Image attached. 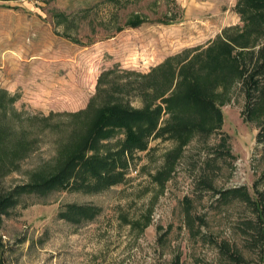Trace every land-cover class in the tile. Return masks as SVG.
Here are the masks:
<instances>
[{
	"label": "rangeland",
	"instance_id": "1",
	"mask_svg": "<svg viewBox=\"0 0 264 264\" xmlns=\"http://www.w3.org/2000/svg\"><path fill=\"white\" fill-rule=\"evenodd\" d=\"M235 2L0 0V88L16 95L4 114L0 109V127L10 131L0 141V187L55 164L68 132L67 113L86 105L103 70L115 65L145 72L167 55L205 44L225 26L242 23ZM134 15L140 23L124 25ZM219 90L221 132L206 141L191 135L181 145L153 136L133 153L121 182L95 192L22 194L1 218L0 264H170L176 254L182 264H226L211 237L258 264L257 247L244 243L251 236L238 229L254 218L251 205L220 190L264 191V146L255 138L263 111L245 118L238 86ZM48 112L54 114L46 118ZM221 135L229 156L219 154ZM178 145L168 173L166 155ZM201 177L211 178L213 188L203 187ZM68 201L101 209L94 219L73 223L57 216Z\"/></svg>",
	"mask_w": 264,
	"mask_h": 264
},
{
	"label": "trees",
	"instance_id": "2",
	"mask_svg": "<svg viewBox=\"0 0 264 264\" xmlns=\"http://www.w3.org/2000/svg\"><path fill=\"white\" fill-rule=\"evenodd\" d=\"M235 9L242 23L225 26L205 44L167 55L148 71L119 69L115 65L103 70L86 105L67 113L70 115L68 132L55 164L48 171L34 169L26 181L5 189L0 187V223L24 193L46 195L65 188L95 192L121 182L133 153L145 149L153 136H170L182 145L191 135L206 141L214 132H221L223 111L219 100L224 94L220 87L235 84L244 93L245 118L262 109L255 138L264 146V0H236ZM140 21L134 15L125 19L124 25L135 26ZM15 98V94L9 95L6 89L0 88L2 112ZM134 100L139 103L133 104ZM51 114L54 113L48 112L46 118ZM5 130L10 132L8 125L3 124L0 141ZM118 132L122 137L104 141ZM21 139L19 136L18 140ZM219 139L224 146L219 154L231 155L225 148L224 136ZM180 146L166 155L168 173ZM2 167L0 164V175ZM198 181L203 187L213 188L211 178L201 177ZM220 192L223 197L232 193L251 205L254 218H246L238 224V229L243 235L251 236L247 237L245 246L257 247L258 264H262L264 191L257 190L254 196L242 187ZM100 209L97 203L68 201L57 216L81 223L94 219ZM187 212L186 206V215L190 218ZM210 242L218 248L226 264H252L250 258L226 240L211 237ZM170 264H182L178 254Z\"/></svg>",
	"mask_w": 264,
	"mask_h": 264
}]
</instances>
